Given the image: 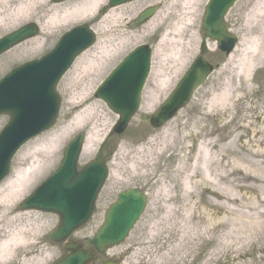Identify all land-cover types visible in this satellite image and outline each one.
Returning a JSON list of instances; mask_svg holds the SVG:
<instances>
[{"label": "rangeland", "instance_id": "1", "mask_svg": "<svg viewBox=\"0 0 264 264\" xmlns=\"http://www.w3.org/2000/svg\"><path fill=\"white\" fill-rule=\"evenodd\" d=\"M8 1V0H7ZM10 2L12 0H9ZM90 0H70L64 3L54 4L51 0H44L41 4L39 0H36L35 7L37 11L32 10L29 17L19 22H12L10 20V13L13 6L10 7V2L7 5L0 3V37L16 30L17 28L28 24L36 23L39 28V32L36 37L22 42L14 49L0 57V78L7 74L12 68L20 65L24 62L37 59L48 51H50L56 44L58 38L67 30L74 26L86 24L94 33L96 38L95 43L76 58L72 67L62 77L56 87V91L60 98V108L58 117L54 125L42 133L38 137L28 141L24 147L16 154L13 161L11 162V169L8 178L14 177L15 172L24 168L21 166L33 157V152L29 153L27 150L31 147L32 143L47 135L51 132H59L63 128L73 123V119L88 109L93 107L96 103L102 107L107 114L109 121L105 122L100 118L98 114L94 116H87L82 119L80 127L71 131L57 147L56 151L52 153V163L44 168L38 179L32 184V186L16 201L11 200L6 208L0 207V215L5 213L6 219L0 222V246L4 242H8L10 235L16 229L25 228V235L22 236L26 239L23 244H29L26 246L12 245L5 256L0 259V264H53L55 261L60 259L63 255L59 246L53 245L48 242L47 236L51 230H53L57 224V217L51 214L36 212V211H21L18 205L22 200L29 196L33 190L39 186L43 180H45L51 173L55 171L60 160L62 158L63 149L66 144L78 133L85 135L82 142L81 152L78 157V166L81 167L84 164L92 161L99 160L107 166L108 176L105 183L100 190L98 199L96 202V214L91 225L85 229L82 234L89 236L93 234L94 228L100 225L101 219L105 209L116 200V196L128 189H138L148 198V204L145 212L141 216L140 220L135 225L134 229L130 233L126 241L120 245L118 250H121V255L125 254L122 260V264H254L255 262L260 263V260L264 257V235L257 237L255 234V240L258 241L254 247L245 248V252H240L241 256L235 251V247L231 246L230 251L226 256L220 258L215 253H219L218 249V236L215 235L216 231L219 230V235L224 234L225 227L214 230L212 233L200 231V241L196 240L195 235V223L183 222L181 214L184 203L180 200L183 198V179L189 173L187 171V165L192 164L193 158L197 157L199 151L206 148L207 145L213 148L219 157L221 153L226 157L223 161V168L217 167L214 173V184L211 190L217 191L215 194L220 195V190L228 189L229 181L235 180L239 185L243 184V175L239 171L231 172V167L224 168L227 160L230 158L231 153L235 150H250L253 151L257 144L250 142L247 146L235 144L230 146L228 143L230 137H235L237 132V126H235V119L239 115L233 116L235 111L232 109L229 113L220 115L218 107L208 111V100L210 95L215 94L225 82L224 77L228 76L229 73L234 71L236 60L241 52L245 49L239 46L234 54V58L227 63L222 55L216 48V44L206 39L203 36L201 29V16L203 9L207 3V0H194L192 9L183 10L185 5L184 1L175 0V5H170L172 0H140L124 6L107 9L105 8L108 0H104L94 12H85L79 14L75 11L76 8L81 7L82 3L89 2ZM255 0H238L234 7L228 12L225 20L231 34L235 35L240 40L247 41L253 36L247 33V27L255 23L245 19L248 13L251 12L252 4ZM182 5V7H181ZM155 8V13L152 19L156 22V27L153 29H147L144 27L146 24L139 26L134 25V21L137 15L145 10L146 8ZM7 10L2 12L3 10ZM68 11V16H65L56 25L50 26L45 29L42 23L46 22L48 18L55 11ZM2 12V13H1ZM191 13L192 21L184 22L182 29L174 34L173 24L179 20H187L186 14ZM109 13L113 16H119L118 21H111L110 19L105 21L100 26V31H94V26L98 25L102 20L104 14ZM176 14V15H175ZM179 14V15H178ZM90 15V16H89ZM172 15V16H171ZM87 17V19H82ZM42 21H40V20ZM151 19V20H152ZM120 20V21H119ZM260 23L264 24V15L261 14L258 17ZM153 21V22H154ZM247 22V23H246ZM188 23V24H187ZM247 25V26H246ZM264 27V25H263ZM166 34V36H165ZM138 38V39H136ZM166 38L165 42L162 40ZM169 39H174L178 42L176 51L178 56L174 59H169L166 62H162L165 56H168V45L165 43ZM126 49L119 56L112 58L111 54H108V59H102V66L98 69L100 73L99 77L96 75V71L93 72L88 78L83 80V85L91 81L94 82L93 87L87 92L88 99L80 103L82 96L83 87L80 88L71 83V79L74 77L76 64L82 55L93 54L94 60L97 62L98 59L95 57V47L99 42H102L104 46H107L110 51L117 50L121 42H129ZM138 40V41H134ZM139 45H148L152 50V67L149 77L145 83L142 91V99L139 111L130 121V124L126 128L125 132L121 135H113L112 128L116 124L118 118L114 115L102 102L101 100L94 97V91L99 83L105 78V76L124 58L128 52ZM98 47V46H97ZM237 47V46H236ZM156 48H158L157 55L154 57ZM203 53L204 58L209 63L216 65L217 69L209 77L207 82L193 95L191 101L181 109L172 120L171 129L175 131L184 130L186 133L184 136H180L177 140V146L173 145L164 150L162 156L156 158V165L153 167H144L143 162L146 160L145 152L141 153V149H146L147 144L150 140L156 139L155 145H160L164 129L170 124L167 122L160 128L153 129L149 125V117L156 111L159 105L164 99L170 94L179 79L182 77L184 72L188 69L192 61ZM179 57V58H178ZM227 59V58H226ZM227 65V72L223 73V65ZM164 69L163 74L165 77L170 78L171 85L164 92L160 93V99L156 106L148 113H144L142 110L143 103L145 102L146 96L149 91H155L154 83L151 81V75L154 69ZM235 73V71L233 72ZM253 80V89L262 90L264 95V69L261 71H253L251 75ZM251 81V80H250ZM249 81V82H250ZM247 85V83L245 84ZM86 93V92H85ZM251 95V91H248ZM254 95V93H253ZM251 98V97H250ZM257 95L252 96L249 102H245V107L251 110L253 114L248 125L252 126L248 130L246 129L243 133L246 137L249 132L254 131L255 123L259 118V113H255ZM76 102L74 105L73 103ZM264 110V105L262 106ZM100 111V110H98ZM262 111V109H261ZM263 112V111H262ZM263 114V113H262ZM7 116H0V130L7 123ZM169 123V124H168ZM168 124V125H167ZM232 124V126H230ZM253 124V125H252ZM258 130H261V137L264 135V125H261ZM102 134V140L98 142L94 147L90 156L84 157L83 149L86 141V137L93 133ZM251 134V133H250ZM91 136V137H92ZM95 136V134H94ZM255 140H261L255 138ZM251 141V140H250ZM174 148V149H173ZM264 151V144L258 147ZM35 151V150H34ZM37 157L39 159L48 156V151L38 148ZM30 155V156H29ZM51 156V155H50ZM220 159H224L220 157ZM186 165H184V164ZM259 169L264 170V158L257 160ZM142 164V165H141ZM186 166V169L184 167ZM144 167V168H143ZM143 170H147L150 173V177H143L141 174ZM257 169L254 170V173ZM199 174V170L196 171ZM252 172L251 170H244L242 173ZM234 173V176L230 180L221 179L220 175ZM198 176V175H196ZM4 181L2 183H4ZM0 183V185L2 184ZM211 187V186H210ZM208 187V188H210ZM167 188L172 191V195L176 197L174 202V219L171 220L172 228L170 233V239L166 240V235L159 236L157 238H150L149 232L153 230H161L169 224L164 220V212L155 207L158 206L160 199V190ZM237 196L242 200V204L246 207L251 202H255L256 193L252 192H236ZM196 200L201 202L203 209L201 210L200 222L206 221L205 215L211 214L214 211L208 210L211 206V201H216V196L206 191V186H201L196 192ZM189 200H187L188 202ZM191 201V200H190ZM252 205H258L254 203ZM160 206H158L159 208ZM246 211V210H245ZM222 218L225 216L224 211H220L218 216L212 215L213 218ZM211 218V217H210ZM9 220H11L9 222ZM38 226V228H36ZM31 228H33L31 230ZM28 230L30 232H28ZM160 230V231H161ZM165 230V229H164ZM162 230V231H164ZM155 231V233H156ZM194 232V233H192ZM192 234V235H191ZM195 236L193 238L192 236ZM78 237L77 235L73 236ZM258 238H260L258 240ZM41 244L38 245L37 243ZM38 245L39 247L35 248ZM16 247V248H15ZM37 251H34V250ZM1 253V252H0ZM257 255V258H254ZM2 255L0 254V257ZM43 256L45 258L43 259ZM241 257V258H239ZM255 259V260H254ZM193 260H195L193 262ZM210 260V261H209ZM240 260V261H239Z\"/></svg>", "mask_w": 264, "mask_h": 264}, {"label": "water", "instance_id": "2", "mask_svg": "<svg viewBox=\"0 0 264 264\" xmlns=\"http://www.w3.org/2000/svg\"><path fill=\"white\" fill-rule=\"evenodd\" d=\"M61 2L64 0H52ZM130 0H110L113 7ZM236 0H210L202 18L204 36L217 42L222 52L230 53L236 38L229 35L224 16ZM153 9L142 13L134 25L148 20ZM34 24L22 27L0 39V55L13 46L36 36ZM93 33L84 25L65 33L56 47L45 57L16 68L0 80V115H8L9 123L0 133V181L9 172L16 151L29 139L49 129L58 114L59 97L55 87L74 59L94 43ZM149 68V50L139 48L127 57L101 85L95 96L119 116L113 132H124L138 109L140 93ZM213 68L197 57L175 89L150 117L151 127L158 128L169 121L202 85ZM83 137L77 136L65 149L56 172L37 189L20 210H38L57 215L59 223L49 234L53 244L64 245L68 255L55 264H86L91 255L67 239L82 228L94 211V205L106 176L107 168L98 161L77 168ZM146 197L132 189L118 195L106 213L103 226L93 239L101 251L121 243L138 220Z\"/></svg>", "mask_w": 264, "mask_h": 264}, {"label": "bare ground", "instance_id": "3", "mask_svg": "<svg viewBox=\"0 0 264 264\" xmlns=\"http://www.w3.org/2000/svg\"><path fill=\"white\" fill-rule=\"evenodd\" d=\"M41 1L43 2L44 0H39L40 4L42 3ZM103 1L104 0H90L89 2L82 3L81 7L76 8L75 11L79 14L85 13L87 11L94 12ZM176 1L172 0L169 6L172 4L175 5ZM181 1H184L185 3L183 7L181 5L183 10L188 11L189 9H192L194 0ZM2 2L8 9L7 5L10 1L0 0V3ZM35 3L36 0H12L10 2V7L13 6L10 13V20H12L11 23L23 21L26 19V17H29V14L32 10L37 11L38 8L35 7ZM251 9V12L248 13L245 19L248 18L247 22H253V20L255 19V23L253 25H250L246 29L247 33L251 34L249 36L253 37L249 38L247 41L240 40L232 54L227 57L226 62L229 63L235 57L234 54L238 47L242 46V44H245L242 46L244 47L245 51L241 52L238 59L236 60L234 68L235 73H233V71L229 73L228 76L224 77L225 82L221 85L219 90L215 92V94H212V96L210 95L207 103L208 111L212 110L215 107H218V110H220V115L229 113L231 108L234 107L235 104H238L239 121L237 122V124H235V126H237V132L239 133L235 137H230L227 144H229L230 146H235V144L237 143L239 145H242L241 148L243 146H247L250 142L252 143V140H254V144H257L253 151L245 149H234L235 152L231 153L230 158L224 165V168L231 167V172H236V169L237 171L241 172L240 174L243 175L244 182L242 185H240L239 190V185L236 183V181L231 180L229 181L230 188L220 190V195L215 194L217 191L211 190V188H213L212 185L215 182L214 173L217 167L223 168L222 160H226V157L219 153L221 158L224 157V159H220L219 155L213 151V148L207 145L206 148L199 151L197 157L195 155L192 160V164L187 165V171L189 174L184 177L182 183L184 185V194L183 198L180 201L184 203V210L182 211L181 218L185 223H195L196 240L200 239V231L203 233L206 230H209L208 233H212L214 230L222 228V226L225 227V229L222 228L224 229L223 235H219V230H217L215 233V235L218 236L219 244L217 251H219V253H215L213 256L217 254L220 258L226 256V254H230L228 253V251H230L231 246H234L237 254L241 256L240 252H245V248L254 247L258 244V241L255 240V234L257 235V237H262L264 235V170L263 168L259 169V165L257 163V160H261L262 158H264V151L258 148L259 146L264 144V135L261 137V130H258L261 125H264V110L262 108V106L264 105V95L262 90L253 89V80L251 79L253 71H261L264 69V24H261L258 20L260 14L262 16L264 15V0H255L252 4ZM5 11L7 10L5 9L2 12ZM68 15V11L57 10L48 18H46V22L42 23L43 27L45 29L50 28V26L53 27V25H56L59 20ZM186 16L188 18L187 20H179L178 22L173 24V30L175 32L174 34H178L177 32L182 29V25H184L185 21H187L188 23L189 21H192L190 12H188ZM111 17L112 19H110ZM119 17L120 15L113 16L109 13L104 14L99 24L94 26V31L99 32L101 24H103L105 21H107L108 23V19H110L109 22L115 20L117 22V19ZM82 19L85 20L87 19V17L81 18V20ZM151 19L149 22L147 21L148 23L146 22L147 24L145 23L146 25L144 27L146 28V30L156 27V22ZM165 40L166 38H164L162 42H165ZM131 41L133 42V40H130L129 42L127 41L125 43L121 42L118 46L119 48L115 51H110L107 46H104V44L102 43L103 41L99 42L97 45L98 47L96 46L94 51L97 52V54L95 53V57H97L99 62L94 60V53H90V55L85 53L84 55H82V57H80L79 61L76 64L74 77L71 79V83L73 85H76L79 88L81 86L83 87L82 92L84 94L82 96H84V98L80 99V103L83 101L85 102L88 99L87 92L93 87L94 84L91 79V81L83 85V80L85 78H88L95 71L96 75H98L97 77H99L100 73H98V69H100V67L102 66V59L110 58L108 57V54H111L112 58L119 56L121 53H123L127 45L131 43ZM165 44L168 45V53H170L168 54V56H165L162 62H166L168 58L174 59L176 56H178V50L176 51L178 44L177 41H175L174 39H169L168 43L166 42ZM157 52L158 48H156L155 50L154 57L157 55ZM227 65L228 64H224L222 67L223 70L221 69L220 71H223L224 73V70H226L227 72ZM163 71L164 69L161 66V69H154L152 72L151 81L152 83H154L156 90L153 92L150 90L148 95L146 96L145 102L142 106V110L144 111V113L150 112L156 106L161 97L160 93L168 89V87L172 83L170 78L165 77ZM246 83L247 85H245ZM248 91H251V95L248 94ZM255 95H257L256 103L250 102V104H257L255 113H259V118L257 119V124L255 123L254 131H250L249 134L244 137L242 132L252 127L248 125V123L253 115L249 114L251 113V110L247 109L244 103L249 102V99H252V96ZM73 104L75 105L76 102H74ZM261 109L263 112L261 111ZM104 112L105 111L103 110V108L95 103L93 107H89L88 109L78 114L75 119H73V123L63 128L61 131L51 132L47 135H43V137H40L39 139H36L32 143L31 147L27 150V152L29 153L31 151L33 152H31L33 154V157H31L28 162L22 164L21 166L23 167L24 165H27L24 168L17 170L14 177L8 178L6 181H4V183L0 185V207L6 208L9 201L11 200L17 201L23 195V193H25L32 186V184L38 179L44 168L52 163V153L56 151L59 144L67 135H69L71 131L80 127L82 119H85L87 116H94L95 114H98L104 121V123L108 122V116ZM171 125L172 123H170L164 129L162 139L160 140V145H155L157 141L156 139H153L148 142L146 149L140 150L141 153L145 152L144 154L146 160L143 162L144 167L148 168L156 165V158L162 156L164 150H166L168 147H172L173 145L177 146V140L180 138L181 134L182 136H184V134L186 133L184 130L178 132L174 130L173 132V130L171 129ZM230 126H232V124H230ZM91 136L92 135L86 137L83 149L84 157L90 156L93 151V147L102 140V134L99 135L95 132L93 133V136ZM255 138H259L261 140H255ZM38 148L48 151L49 155L39 159L37 157ZM184 169H186V166L184 167ZM255 169H257V171L254 173ZM197 170H199V174H197ZM244 170H251L252 172H246L243 174L242 171ZM141 175L143 177H150V173L147 170H143ZM232 176H234V173H231V175L228 173L220 175V178L230 180ZM201 186H206V191L216 196V201H211V206L208 207V210H212L214 212L204 216L206 217L207 222L199 221V219L201 218V210L203 209V205L201 202H198L196 200V192ZM237 191H243L244 193H256L254 199L255 202H251V205L248 204L246 207H244L242 204V200L236 194ZM160 192V199L158 201V206L160 207L158 208L157 206L155 208L158 210H160V208L162 209V211L164 212V220L169 222V224L164 227L165 230L162 229L164 231L161 230V227L157 231H150L149 237L157 238L164 234L166 235V240H169L172 228V224L170 223L171 220L174 219L175 215V211L173 208L174 202H176L178 199L176 200V197L172 195V191L168 190L167 188H162ZM187 200L189 201L187 202ZM254 203H258V205H252ZM220 211H224L225 216H223L222 218H220L221 216H219L217 219L212 217L213 214L218 216ZM5 219V213H3V215H0V222H3ZM10 221L11 220H9V222ZM36 228H38V226H36ZM32 229L33 228H31V230ZM30 231L28 230V232ZM23 234L25 235V228L16 229L11 233L9 241L7 243L4 242L0 246V254L2 255L0 259L5 256V253L8 252L10 246L12 245H29L23 244L26 241V239L22 237L24 236ZM205 234H207V232H205ZM192 237L195 238L194 234ZM259 239L260 238H258V240ZM37 244L40 245L41 243L38 242ZM38 245H36L35 248L39 247ZM34 251L37 250L35 249ZM257 257V255H254V258ZM44 258L45 256H43V259ZM194 261L195 260H193V262ZM206 264H209V262H207ZM254 264H264V257L260 260V263L255 262Z\"/></svg>", "mask_w": 264, "mask_h": 264}, {"label": "flooded vegetation", "instance_id": "4", "mask_svg": "<svg viewBox=\"0 0 264 264\" xmlns=\"http://www.w3.org/2000/svg\"><path fill=\"white\" fill-rule=\"evenodd\" d=\"M233 110L235 111L233 116L238 114V104H235V106L233 107ZM238 116L234 120L235 124H237V122L239 121L238 120ZM95 214H96V210L94 212V215L92 216V218L88 222V225H86L82 230H80L79 232L76 233V235L78 237H75V238L70 239V240L79 243L81 245V247L87 249L88 251H90L93 254V260H92V262L90 264H105L106 262H110V261H112V262L121 261L123 259L124 255L116 254V252H114L115 250H109V251H107L105 253H99V252H97L95 250V248L92 245L91 241H92V235L94 234V232H96L98 226H97V228H94V231H93L92 235L86 236V235L82 234V232L85 229H87L91 225V223L93 222ZM60 249H61V252H63L64 255H65V252L63 251V249L62 248H60Z\"/></svg>", "mask_w": 264, "mask_h": 264}]
</instances>
